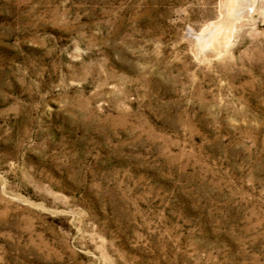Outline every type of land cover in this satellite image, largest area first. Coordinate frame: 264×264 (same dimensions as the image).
I'll list each match as a JSON object with an SVG mask.
<instances>
[{
  "label": "rangeland",
  "instance_id": "1",
  "mask_svg": "<svg viewBox=\"0 0 264 264\" xmlns=\"http://www.w3.org/2000/svg\"><path fill=\"white\" fill-rule=\"evenodd\" d=\"M0 264H264V0H0Z\"/></svg>",
  "mask_w": 264,
  "mask_h": 264
},
{
  "label": "bare ground",
  "instance_id": "2",
  "mask_svg": "<svg viewBox=\"0 0 264 264\" xmlns=\"http://www.w3.org/2000/svg\"><path fill=\"white\" fill-rule=\"evenodd\" d=\"M233 1V0H232Z\"/></svg>",
  "mask_w": 264,
  "mask_h": 264
}]
</instances>
